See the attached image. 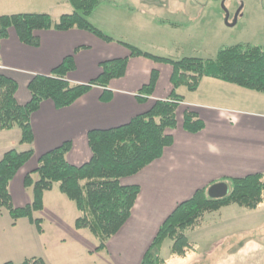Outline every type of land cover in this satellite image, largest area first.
<instances>
[{"label": "crops", "instance_id": "1", "mask_svg": "<svg viewBox=\"0 0 264 264\" xmlns=\"http://www.w3.org/2000/svg\"><path fill=\"white\" fill-rule=\"evenodd\" d=\"M4 4L10 10L0 12V16L45 12L58 20L62 14L74 11L70 0H9ZM102 4L90 15V20L114 38L116 28L109 32L102 22L110 12L103 9L102 6L106 5ZM175 4L180 7L184 3L177 0ZM148 11L142 7L139 17H131V40L114 38L106 41L78 28L37 30V46L23 43L14 28L2 40L0 72L17 81L16 98L21 104L31 98L29 83L32 78L49 75L67 56L74 57L75 69L67 78L73 84H86L96 79L102 72L104 61L128 58L124 75L113 78L107 87L94 85L70 106L58 108L52 100H44L31 117L32 146L20 142L19 128L0 131V160L13 148L21 151L34 149L33 157L10 184L15 207L31 203L33 189L25 185V177L36 169L44 153L71 141L72 147L67 155L69 162L75 165L88 162L92 157L88 141L90 130L126 124L134 116L151 109L157 100L170 97L173 65L132 55L130 48L121 43L127 42L166 57L147 50L143 47L144 42L139 40L138 34L142 32L147 36L153 26L143 16ZM188 24L190 22L185 25ZM182 25L164 21L156 27L159 32L168 27L177 31ZM183 57L187 56L170 55L173 59ZM155 70L158 78L153 94L141 95L140 90L150 82ZM177 92L184 101L177 111V127L169 130L173 143L165 148L160 158L137 174L122 179L123 184L139 185L140 193L131 216L104 249H97L99 242L88 229L76 228L80 212L75 202L57 185L44 193L43 210L34 213V217L41 220L42 231L27 217L13 224L8 211L0 208V263L12 261L20 264L27 258L42 257L47 264H141L160 226L179 203L191 198L198 189L209 188L225 177L264 173V112L256 110L264 107V93L212 77H204L194 91L181 86ZM186 109L194 110L204 121L202 131L191 133L184 129Z\"/></svg>", "mask_w": 264, "mask_h": 264}, {"label": "trees", "instance_id": "2", "mask_svg": "<svg viewBox=\"0 0 264 264\" xmlns=\"http://www.w3.org/2000/svg\"><path fill=\"white\" fill-rule=\"evenodd\" d=\"M105 0H70L74 11L62 14L58 20L45 12H20L0 16V46L14 28L19 39L31 46L39 45L35 32L42 29H83L100 38L111 41L113 37L95 26L90 15ZM127 45L132 55L146 56L173 65V91L169 98L157 100L151 109L134 116L128 123L108 129H92L88 132L92 157L88 162L75 165L67 155L71 141L44 153L36 169L25 177V185L33 189L31 203L15 207L10 184L17 172L33 157V147L28 150L10 149L0 160V208H5L13 220L27 217L42 231L41 220L34 213L43 210L44 193L58 185L59 190L75 202L80 215L76 228L88 229L99 242L98 250L121 229L132 214L140 193L139 185H126L122 179L133 176L160 158L166 147L173 143L170 129L177 127V111L184 101L177 89L185 86L194 91L204 77H212L243 88L264 93V45L240 43L220 49L214 59L183 57L173 59L157 56L141 48ZM128 58L104 61L101 74L89 83H71L68 74L75 69L74 57L67 56L49 75H36L29 83L31 98L21 104L16 98L17 81L0 72V131L19 128L23 144L34 143L31 117L44 100H52L56 107L73 104L94 85L107 87L113 78L124 75ZM158 72H152L150 82L141 95H152ZM183 127L198 133L205 127L197 112L186 109ZM36 175V176H35ZM229 186V194L212 198L208 188L198 189L195 194L179 203L166 218L145 253L141 264H164L161 249L165 240L172 241L171 252L186 256L193 246L187 231L200 225L208 214L219 212L223 207L239 205L256 209L264 203V173H252L243 177H225L221 180ZM0 264H16L12 261ZM20 264H47L42 257H31Z\"/></svg>", "mask_w": 264, "mask_h": 264}, {"label": "rangeland", "instance_id": "3", "mask_svg": "<svg viewBox=\"0 0 264 264\" xmlns=\"http://www.w3.org/2000/svg\"><path fill=\"white\" fill-rule=\"evenodd\" d=\"M7 1L0 0V12L10 10L4 4ZM175 1L105 0L102 7L110 12L102 22L109 32L116 28L114 38L131 40V17H139L140 9L147 8L143 16L153 26L147 36L140 32L139 40L147 50L166 57L214 59L226 46L264 45V0H180L186 4L180 7ZM164 21L184 25L177 31L168 27L159 32L156 24ZM256 110L264 112V107ZM259 207L240 209L234 204L208 214L187 231L193 246L186 256L172 254V241L165 240L161 250L164 264H264V203Z\"/></svg>", "mask_w": 264, "mask_h": 264}, {"label": "water", "instance_id": "4", "mask_svg": "<svg viewBox=\"0 0 264 264\" xmlns=\"http://www.w3.org/2000/svg\"><path fill=\"white\" fill-rule=\"evenodd\" d=\"M229 186L226 182H217L213 183L209 188H208V194L212 198H222L226 195L229 194Z\"/></svg>", "mask_w": 264, "mask_h": 264}]
</instances>
